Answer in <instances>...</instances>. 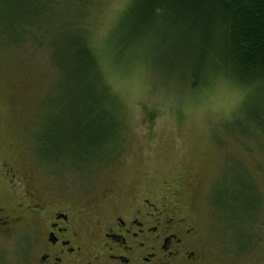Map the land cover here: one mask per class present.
<instances>
[{"label": "rangeland", "instance_id": "1", "mask_svg": "<svg viewBox=\"0 0 264 264\" xmlns=\"http://www.w3.org/2000/svg\"><path fill=\"white\" fill-rule=\"evenodd\" d=\"M11 1V9L0 6V27L14 31V40L26 26L16 16L33 15L40 6ZM130 2L90 0L83 14L74 13L89 32L122 119L117 147L93 162L79 163L64 150L43 152L38 141L69 110L59 102L63 78L52 69L47 43L35 53L25 42L0 50V203L14 214L22 202L23 183L12 181L5 164L26 173L43 196L81 203L183 181L180 202L197 226L204 264H264V130L256 124L264 127V80L241 85L216 74L209 52L197 62L188 25L160 15L135 25ZM61 3L51 4L50 17ZM29 34L48 38L43 31ZM1 36L5 47L8 37ZM37 230L33 217L0 228V264H28Z\"/></svg>", "mask_w": 264, "mask_h": 264}, {"label": "trees", "instance_id": "2", "mask_svg": "<svg viewBox=\"0 0 264 264\" xmlns=\"http://www.w3.org/2000/svg\"><path fill=\"white\" fill-rule=\"evenodd\" d=\"M61 1V8H55L58 13L51 17L54 9L51 4L58 0H46V5L43 0L23 2L22 6L36 3L40 7L33 15L16 16L26 26L17 29L19 34L14 40V31L9 35V30L0 27V36L8 37V45L0 46V50L25 42L31 44L35 53L42 43H47L52 69L63 78L61 88H65V93L60 94L59 102H67L69 110L66 120L53 122L38 141L43 152L50 148L54 153L64 150V155L73 154L79 163L87 159L93 162L117 147L122 119L118 99L104 77L89 32L74 15L83 14L90 0ZM13 4L11 0H0V6L7 9ZM127 13L137 19L135 25L139 26L152 23L158 15L162 19L171 16L167 20L181 28L188 25L187 38L200 56L197 62L209 56V52L213 56L209 67L216 74L240 84L264 80V0H131ZM45 16H49L47 22L43 20ZM31 30L43 31L48 38L30 37ZM148 40L146 37L142 41L148 43ZM213 63H216L215 70ZM256 124L264 130L263 125ZM259 202L254 203L253 210H259Z\"/></svg>", "mask_w": 264, "mask_h": 264}, {"label": "flooded vegetation", "instance_id": "3", "mask_svg": "<svg viewBox=\"0 0 264 264\" xmlns=\"http://www.w3.org/2000/svg\"><path fill=\"white\" fill-rule=\"evenodd\" d=\"M5 170L23 183V194L14 214L0 203V228L30 217L37 222V251L28 264H204L197 226L180 202L183 181L81 203L43 196L26 173L8 164Z\"/></svg>", "mask_w": 264, "mask_h": 264}]
</instances>
